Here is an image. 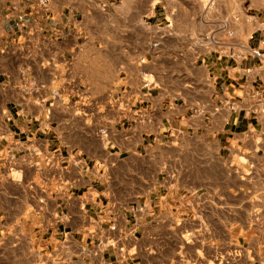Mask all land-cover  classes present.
I'll return each instance as SVG.
<instances>
[{"label":"crops","instance_id":"0c3cea01","mask_svg":"<svg viewBox=\"0 0 264 264\" xmlns=\"http://www.w3.org/2000/svg\"><path fill=\"white\" fill-rule=\"evenodd\" d=\"M122 1L0 0V264H264V62L141 48L174 21Z\"/></svg>","mask_w":264,"mask_h":264},{"label":"rangeland","instance_id":"374dc122","mask_svg":"<svg viewBox=\"0 0 264 264\" xmlns=\"http://www.w3.org/2000/svg\"><path fill=\"white\" fill-rule=\"evenodd\" d=\"M124 1L121 4H124ZM154 2L153 5L167 8L169 19L174 22L170 25L169 20H164L161 24H153L141 15L138 30L141 48H148L147 42L154 37H162L168 48L179 47L182 42L188 41V53L193 59L190 60L200 64L202 60L196 57L200 53H226L230 42L244 43L253 35L251 43L258 45V40L264 37L261 35L264 32V0H154ZM150 6L147 0H139L141 13H149ZM116 24L117 22L113 23ZM120 24L118 28L112 27L107 30L110 36L120 38L117 40L122 39L123 33L132 32L121 27L122 21ZM191 43L197 46H192ZM262 47L264 48V42ZM103 48H107L105 44ZM113 49L116 52L114 46ZM117 52H122L121 46ZM143 55L144 53L141 57ZM198 69L195 68L194 72L198 71L196 75L200 77L203 73ZM147 79L150 80V77Z\"/></svg>","mask_w":264,"mask_h":264},{"label":"built area","instance_id":"2783aa9c","mask_svg":"<svg viewBox=\"0 0 264 264\" xmlns=\"http://www.w3.org/2000/svg\"><path fill=\"white\" fill-rule=\"evenodd\" d=\"M39 3L41 6H47L48 0H39ZM15 24L17 27H22L23 16H19ZM218 44H223V43L219 42ZM243 44L244 43H241V42H238V43L230 42L228 43V48L225 51L227 54H230L231 56H236V57H244V56L253 54L259 57L260 59H262V61L264 62V53L261 50H258L255 48L250 49L249 47ZM155 45H157V43H155ZM143 85L145 87H149L153 85V82L145 78L143 81ZM256 98H257L256 105L255 107L252 108L251 113L255 114L257 118L259 119V121L263 124L262 130L259 132V137L261 140L264 141V95L262 94V92L258 91L256 93ZM96 242H97V245L95 247H92L90 249H85L84 247H82L80 249V252H84L91 260L95 262V264H103V258H102L103 245L105 243H109V240L107 238L103 239V235H100L96 238ZM60 251H61L60 248L56 250V252H60ZM59 260L61 259L47 261L43 264H61V261Z\"/></svg>","mask_w":264,"mask_h":264}]
</instances>
